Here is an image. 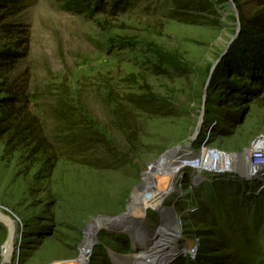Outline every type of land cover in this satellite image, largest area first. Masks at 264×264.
Returning <instances> with one entry per match:
<instances>
[{"label":"rangeland","instance_id":"1","mask_svg":"<svg viewBox=\"0 0 264 264\" xmlns=\"http://www.w3.org/2000/svg\"><path fill=\"white\" fill-rule=\"evenodd\" d=\"M206 2V20L196 25L169 19L171 0H102L99 6L95 0H24L3 21L13 31L0 28V53L23 56L0 68V105L17 93L26 96L11 111L0 107V205L24 225L17 264L76 258L92 219L126 212L150 165L166 157L152 179L187 153L216 156L225 172L197 177L199 184L191 183L195 176L183 177L165 210L149 207L144 219L126 225L137 234L134 244L125 227L104 226L92 264L134 257L133 249L151 243L162 220L183 222L157 250L171 264H264V174L246 177L234 168L242 163L230 162L247 163L264 152V81L256 76L254 48L240 40L242 15L264 6L259 0ZM147 97L163 108L140 110L136 102ZM61 101L122 150L136 143L140 178L135 161L97 169L86 156L66 155L70 132L53 114ZM32 117L34 128L50 138L48 146L36 148L17 134L16 124ZM110 187L117 196L95 208L94 194L105 196ZM123 189L125 198L118 193ZM6 236L0 223V264ZM140 252L146 255L147 247Z\"/></svg>","mask_w":264,"mask_h":264},{"label":"trees","instance_id":"2","mask_svg":"<svg viewBox=\"0 0 264 264\" xmlns=\"http://www.w3.org/2000/svg\"><path fill=\"white\" fill-rule=\"evenodd\" d=\"M128 2V0H117ZM172 4L166 14L169 19L176 20L187 24H201L206 20V12L209 11L208 3L206 0H171ZM24 0H0V28H5L4 31L12 32L13 29H9L8 26H12L8 23H3L6 18L15 16L23 4ZM75 2V1H72ZM85 3L90 4V0H84ZM102 0H95L96 6L101 5ZM259 5L264 6V0H259ZM81 6V5H79ZM121 5H116L120 7ZM243 32L241 36V43L247 42L248 46L254 48V62L258 69L257 78L264 81V7L262 10L253 14L251 17H245L242 15ZM24 32L23 29L20 33ZM23 53L11 52L9 54L0 53V68L4 66L13 65L18 58H21ZM25 94L23 92L17 93L7 97L0 107H5V110H13L14 102L25 101ZM24 97V98H23ZM136 105L143 110L154 106L155 109L163 108L162 105L156 103L154 97H147L141 101H137ZM54 120L59 126H62L64 130L70 132L65 138L64 143L66 145V155H81L86 156L88 164L95 165L97 169H113L118 170L125 168V166L131 165L135 161L134 167H136L138 173L135 175V180L140 178L142 166L139 159L140 147L136 143L131 144L127 149L122 148L116 143L114 139L108 137L104 132L99 130L93 123L89 122L83 113L78 112L74 107H70L68 103L61 101L54 109ZM79 116V117H76ZM74 117V119H73ZM36 117L30 118L28 123L21 126L16 124L15 130L17 134H24L25 137L31 138L36 142V148L39 146H48L50 138L43 135L41 129H35ZM13 122L8 126H12ZM137 164V165H136ZM212 187L211 183L208 185ZM104 194L98 197V194H94V207L100 208L103 205L106 198L107 203L113 201L117 196L112 188H108L104 191ZM119 195L127 196L129 193L125 189L118 191ZM121 193V194H120ZM264 195V191L262 193ZM122 204V203H121ZM98 210V209H96ZM226 240V239H225ZM75 250L79 253V247Z\"/></svg>","mask_w":264,"mask_h":264},{"label":"water","instance_id":"3","mask_svg":"<svg viewBox=\"0 0 264 264\" xmlns=\"http://www.w3.org/2000/svg\"><path fill=\"white\" fill-rule=\"evenodd\" d=\"M260 141H257V144H259ZM197 158H203L201 156H196ZM209 158V157H208ZM166 161V157H161L159 161L155 164L150 165L149 171L143 173V178L141 180V183L138 184L132 193L131 199L128 201V205L126 208V212L122 213L119 216L116 217H109V216H97L94 219L90 221L88 226L85 229L84 232V239L82 243L79 246V253L78 256L74 259L55 262L54 264L58 263H65V262H74L75 264H80L83 261H85L90 252L99 244L100 237L98 236V232L106 225L111 226V228H116L119 230L122 226L125 227L123 230H126L128 236L130 237L132 243H136L137 241V234L135 235V231L131 233L132 231L128 232L130 228H127L126 225L130 222H133L135 220V211L137 209V206L139 204V201L142 199V192H149L153 189L154 183L151 179H149L151 173L156 168V165L161 164L162 162ZM230 162L234 163H245L244 160H230ZM157 165V166H158ZM169 168V167H168ZM168 169L164 172L166 173ZM154 210H158L155 208ZM144 219V218H143ZM0 223L4 224L7 228V236L6 240L2 247V264H17V261L19 259L20 254V248H21V241L22 236H20V239H18V233L20 226L23 223H21V220L15 215L10 213L6 208L0 205ZM162 225H165L164 223ZM171 231L174 230V224H170ZM159 230V226L157 227V231ZM121 231V230H120ZM23 232V230H22ZM169 234V232H168ZM154 238V237H153ZM152 238V239H153ZM158 248H155L149 250L146 255L140 256L139 249L134 248L133 251L136 253L135 255V262L136 264H171V262L166 258V256L157 251ZM173 251L175 249H172ZM143 255V254H142ZM171 256L174 258L175 254H171ZM14 257L16 258L14 260ZM112 263L113 264H130L132 262V258L129 255L121 256V255H113L112 257Z\"/></svg>","mask_w":264,"mask_h":264},{"label":"bare ground","instance_id":"4","mask_svg":"<svg viewBox=\"0 0 264 264\" xmlns=\"http://www.w3.org/2000/svg\"><path fill=\"white\" fill-rule=\"evenodd\" d=\"M184 157L187 158H180L177 159L175 161H172L169 164V168L167 167L165 170L161 171L159 174H157L156 176H154L151 180L154 183V187L151 191L149 192H142V199L139 201V204L137 206V209L135 211V219L141 221L144 218V212L149 209V207H152V209H163L165 210L164 207H162V204L164 203V201L170 197L171 195H173L174 193H176L179 189V184H180V176H181V172L183 170V168L185 167L184 162L186 161H190L192 160V158L196 157V156H201V157H208L207 155H202V154H194V153H187L183 155ZM208 158H202V159H197V160H193V163H196L195 165H200L201 167L203 166H209L210 162L207 160ZM252 157H250V159L248 160L247 163L242 164V167H234L236 169H239V171L241 170L244 172H249L250 167H243L246 166L248 163H253L255 161L257 168L261 167L263 168L262 170H264V152L261 154V156L259 158H257L254 161ZM156 169V168H155ZM168 169V171L166 173H164L166 170ZM168 200V199H167ZM168 211V210H167ZM165 225H162V224ZM172 222L170 221H166V220H162L161 223L158 225L159 226V230L155 233V236L153 238V241L149 244L146 245L148 251L155 248L156 247L158 249H161L160 247L163 246V244L165 243L166 239H168V231L170 229V224ZM24 228V225L22 227V225L20 226L19 229V233H18V239H20V236L22 235L21 230ZM110 229V228H109ZM139 229V228H138ZM159 237H157L158 235ZM157 242V244H154L153 242ZM155 246H154V245ZM141 247L139 249V254L141 257L144 256L145 254L142 255L141 248L143 246L144 247V243L140 244ZM147 254V253H146ZM136 255V254H135ZM132 259L135 258L130 256ZM62 264H75L74 262H65Z\"/></svg>","mask_w":264,"mask_h":264},{"label":"built area","instance_id":"5","mask_svg":"<svg viewBox=\"0 0 264 264\" xmlns=\"http://www.w3.org/2000/svg\"><path fill=\"white\" fill-rule=\"evenodd\" d=\"M207 156L209 158L208 157H203V158H208V161L210 162V165L209 166H204V167L203 166L201 167L200 165H195L196 163H193L195 160L202 159V158L194 157L189 162L185 160V162H184V164H185L184 166L185 167L183 168V170L181 172L180 182L182 181L183 177H185V178L187 177L188 178V176L189 177L190 176H195V178L192 177V181H191L192 184H195V183H197L196 182V178L197 177L199 179L206 178V177L207 178L208 177H210V178L212 177L213 178V176H215L216 174H220V173L225 172L226 168L220 163L219 159L216 156H210V155H207ZM260 156L261 155H259L258 157H253V160H251V161L256 160ZM256 162L257 161H255L253 163H248L246 166H243V167H248V168L250 167L249 172H244V171L241 172V170H240L239 171L240 174L246 175V177L256 175V174H258L260 172L264 174V170H262L263 168H261V167L257 168V166H255ZM225 163H227V162H225ZM227 164H229V163H227ZM198 182H200V181H198ZM197 184H199V183H197ZM152 210H154V209H152ZM173 224H174V230L173 231H176V230H178L179 227H182L183 222L182 221H178V222L173 223ZM156 232H157V230H156ZM155 233H154V235H155ZM190 252H191V254H194L195 250L192 249V251H190ZM129 256H131V255H129ZM93 257H94V253H93V250H92L90 252L88 258L85 261H83L82 263H80V264H92ZM134 259H132V262L130 264H136Z\"/></svg>","mask_w":264,"mask_h":264}]
</instances>
